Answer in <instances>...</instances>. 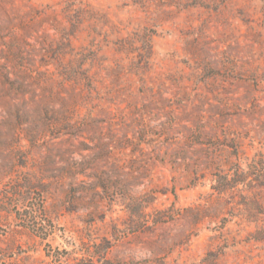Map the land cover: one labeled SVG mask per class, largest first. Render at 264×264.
I'll use <instances>...</instances> for the list:
<instances>
[{
	"label": "rangeland",
	"instance_id": "obj_1",
	"mask_svg": "<svg viewBox=\"0 0 264 264\" xmlns=\"http://www.w3.org/2000/svg\"><path fill=\"white\" fill-rule=\"evenodd\" d=\"M0 264H264V0H0Z\"/></svg>",
	"mask_w": 264,
	"mask_h": 264
},
{
	"label": "trees",
	"instance_id": "obj_2",
	"mask_svg": "<svg viewBox=\"0 0 264 264\" xmlns=\"http://www.w3.org/2000/svg\"><path fill=\"white\" fill-rule=\"evenodd\" d=\"M239 182H242V181H241V180H238V181L235 182V184H238ZM98 188H101L102 191H104V192H105V191H106V192H107V191H108V192H112L111 189L107 187V185H99ZM217 191L221 192V191H223V188H220V189H218ZM136 213H137V212H136Z\"/></svg>",
	"mask_w": 264,
	"mask_h": 264
}]
</instances>
